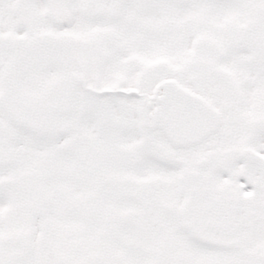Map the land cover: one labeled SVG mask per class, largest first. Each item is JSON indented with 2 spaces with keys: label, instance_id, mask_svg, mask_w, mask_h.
Segmentation results:
<instances>
[{
  "label": "snow or ice",
  "instance_id": "snow-or-ice-1",
  "mask_svg": "<svg viewBox=\"0 0 264 264\" xmlns=\"http://www.w3.org/2000/svg\"><path fill=\"white\" fill-rule=\"evenodd\" d=\"M0 264H264V0H0Z\"/></svg>",
  "mask_w": 264,
  "mask_h": 264
}]
</instances>
